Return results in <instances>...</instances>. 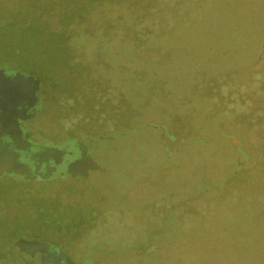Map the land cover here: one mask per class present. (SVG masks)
Segmentation results:
<instances>
[{
	"label": "flooded vegetation",
	"instance_id": "1",
	"mask_svg": "<svg viewBox=\"0 0 264 264\" xmlns=\"http://www.w3.org/2000/svg\"><path fill=\"white\" fill-rule=\"evenodd\" d=\"M54 8L0 0V264H140L118 256L154 252L171 221L194 218L261 169L251 160L264 148L249 132L264 110L248 93L264 101V81H252L262 74L251 71L264 40L242 81L231 66L124 90L98 61L81 64L71 35L44 32L85 23L77 9L54 17Z\"/></svg>",
	"mask_w": 264,
	"mask_h": 264
},
{
	"label": "rangeland",
	"instance_id": "2",
	"mask_svg": "<svg viewBox=\"0 0 264 264\" xmlns=\"http://www.w3.org/2000/svg\"><path fill=\"white\" fill-rule=\"evenodd\" d=\"M53 2L54 17L68 6L77 9L85 23L63 28L52 23L44 32L55 38H60L61 31L71 35L66 45L80 57L81 64L92 66L98 61L110 84L120 81L124 90L130 82L154 81L164 72L178 83L195 75L197 81H204L207 74L231 66L242 81L247 74L239 69L253 63L263 47L264 0ZM251 71L262 74L252 81H264V55ZM248 95L254 106L264 110L260 96ZM260 123L261 127L252 126L249 138L264 148V116ZM222 145L224 150L230 149L229 144ZM253 160V167H264V154L255 151ZM259 169L251 180L227 191V197H213L202 205V212L194 218L171 221V234L155 240L154 252L130 250L118 258L136 257L140 264H264V172ZM126 175L120 170L115 176L124 181ZM221 245L235 246L234 251L221 253ZM132 261L135 259L128 260Z\"/></svg>",
	"mask_w": 264,
	"mask_h": 264
},
{
	"label": "water",
	"instance_id": "3",
	"mask_svg": "<svg viewBox=\"0 0 264 264\" xmlns=\"http://www.w3.org/2000/svg\"><path fill=\"white\" fill-rule=\"evenodd\" d=\"M11 91H12V93H13V91H14V88H11ZM13 95V94H12Z\"/></svg>",
	"mask_w": 264,
	"mask_h": 264
}]
</instances>
